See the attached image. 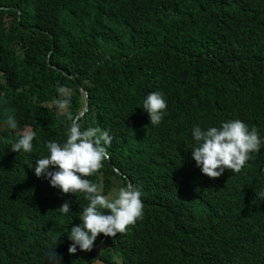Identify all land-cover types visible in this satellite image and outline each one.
Listing matches in <instances>:
<instances>
[{
  "label": "trees",
  "instance_id": "obj_1",
  "mask_svg": "<svg viewBox=\"0 0 264 264\" xmlns=\"http://www.w3.org/2000/svg\"><path fill=\"white\" fill-rule=\"evenodd\" d=\"M61 86L75 119L88 91L82 130L112 136L109 159L88 179L104 195L120 183L142 191L141 219L97 235L103 260L264 264V147L216 178L191 158L194 125L239 119L264 137V0H0V264H54L51 249L61 264L95 260V250L67 252L83 194L61 193L30 167L46 140L66 139L71 118L51 105ZM157 90L167 115L152 126L140 106ZM8 116L17 131H35L31 153L10 150Z\"/></svg>",
  "mask_w": 264,
  "mask_h": 264
},
{
  "label": "clouds",
  "instance_id": "obj_2",
  "mask_svg": "<svg viewBox=\"0 0 264 264\" xmlns=\"http://www.w3.org/2000/svg\"><path fill=\"white\" fill-rule=\"evenodd\" d=\"M13 9V8H11ZM72 92L65 86L57 89V96L51 100V105L58 115L68 113L71 106ZM149 117V124L158 126L167 115V103L159 90L150 91L142 100L140 106ZM8 130L17 131V121L8 116L4 122ZM36 133L31 127L25 126L17 131L16 138L9 148L16 153H31ZM191 158L202 174L209 178L219 177L225 169L237 173L249 161L252 154L264 147V137H261L255 127L249 126L239 119L221 121L218 126L191 128ZM112 136L107 130L98 127H88L82 130L81 123L71 118L63 141L46 140L44 146L47 154L35 160L30 166L37 178L43 177L48 184L61 193H81L87 201L79 216L80 223L72 226L67 232L71 242L67 252L72 254L77 250L85 254L95 252L92 264H108L101 258V251L106 238L99 239L98 234L113 237L125 233L128 227L141 219L144 206L141 200L142 191L138 185L131 183L120 187L112 195H104L102 189L88 177L95 175L103 167V162L109 159L108 146ZM264 179V178H263ZM258 199H264V189L256 192ZM58 209L62 214L70 213L68 201ZM258 236L252 235L251 240ZM263 239L259 237L258 240ZM47 258L54 264H61L53 249L47 253ZM107 260L112 264H130L129 259L116 253Z\"/></svg>",
  "mask_w": 264,
  "mask_h": 264
},
{
  "label": "water",
  "instance_id": "obj_3",
  "mask_svg": "<svg viewBox=\"0 0 264 264\" xmlns=\"http://www.w3.org/2000/svg\"><path fill=\"white\" fill-rule=\"evenodd\" d=\"M51 53V52H50ZM49 59H50V54L48 55L47 57V63L49 65V67H52L50 66L49 64ZM54 70H57L59 71V69L53 67ZM84 91V95H85V99H86V105L85 107L83 108V111L80 113V115L77 117V120L79 121L81 118H83L88 112H89V95H88V91L87 90H83Z\"/></svg>",
  "mask_w": 264,
  "mask_h": 264
},
{
  "label": "rangeland",
  "instance_id": "obj_4",
  "mask_svg": "<svg viewBox=\"0 0 264 264\" xmlns=\"http://www.w3.org/2000/svg\"><path fill=\"white\" fill-rule=\"evenodd\" d=\"M120 187H123L122 183H120V184L118 185V187H114V188L112 189L110 195H112V194H114L116 191H118V189H119Z\"/></svg>",
  "mask_w": 264,
  "mask_h": 264
}]
</instances>
